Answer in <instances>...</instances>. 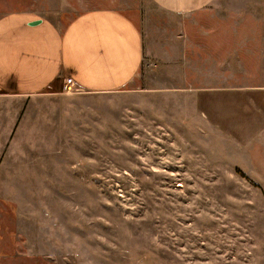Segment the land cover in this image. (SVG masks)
<instances>
[{
    "label": "rangeland",
    "instance_id": "rangeland-1",
    "mask_svg": "<svg viewBox=\"0 0 264 264\" xmlns=\"http://www.w3.org/2000/svg\"><path fill=\"white\" fill-rule=\"evenodd\" d=\"M98 9L144 35L129 86L0 91V264H264V0H0Z\"/></svg>",
    "mask_w": 264,
    "mask_h": 264
},
{
    "label": "crops",
    "instance_id": "crops-1",
    "mask_svg": "<svg viewBox=\"0 0 264 264\" xmlns=\"http://www.w3.org/2000/svg\"><path fill=\"white\" fill-rule=\"evenodd\" d=\"M172 14H192L215 0H151ZM146 50L136 23L117 10L76 15L67 25L44 16H0V91L33 97L62 81L88 93L125 89L138 75Z\"/></svg>",
    "mask_w": 264,
    "mask_h": 264
},
{
    "label": "built area",
    "instance_id": "built-area-1",
    "mask_svg": "<svg viewBox=\"0 0 264 264\" xmlns=\"http://www.w3.org/2000/svg\"><path fill=\"white\" fill-rule=\"evenodd\" d=\"M63 89L66 91V92H69V90L71 89V85L69 83H66V85H64Z\"/></svg>",
    "mask_w": 264,
    "mask_h": 264
}]
</instances>
